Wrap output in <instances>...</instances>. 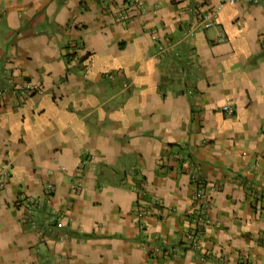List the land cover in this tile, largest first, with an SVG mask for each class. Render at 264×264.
I'll return each instance as SVG.
<instances>
[{
	"label": "crops",
	"instance_id": "obj_1",
	"mask_svg": "<svg viewBox=\"0 0 264 264\" xmlns=\"http://www.w3.org/2000/svg\"><path fill=\"white\" fill-rule=\"evenodd\" d=\"M0 89V264H264V0H0Z\"/></svg>",
	"mask_w": 264,
	"mask_h": 264
},
{
	"label": "built area",
	"instance_id": "obj_2",
	"mask_svg": "<svg viewBox=\"0 0 264 264\" xmlns=\"http://www.w3.org/2000/svg\"><path fill=\"white\" fill-rule=\"evenodd\" d=\"M242 1H245L248 4L256 5V4H259L261 0H226V2L229 4H234V3H238V2H242ZM212 24L213 23H212L209 15H206L204 17L202 16L201 23L199 24L198 28H208ZM195 30H196L195 28H191V27L185 28L184 34L187 37H192L194 35ZM25 87L26 88H25L24 92H27V93H31L33 91H36V92L40 91V87L38 85H30V83H26ZM2 92H3V90L0 89V97H1ZM9 92L15 93V89L9 90ZM227 110L231 111V110H229L228 106L224 107V111H227ZM202 190L203 191L206 190V185L200 184L198 195H200L202 193ZM198 231H200V229H198Z\"/></svg>",
	"mask_w": 264,
	"mask_h": 264
}]
</instances>
